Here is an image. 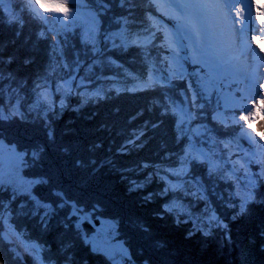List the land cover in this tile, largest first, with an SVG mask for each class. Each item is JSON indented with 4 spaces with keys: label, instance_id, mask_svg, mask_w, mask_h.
Listing matches in <instances>:
<instances>
[{
    "label": "trees",
    "instance_id": "obj_1",
    "mask_svg": "<svg viewBox=\"0 0 264 264\" xmlns=\"http://www.w3.org/2000/svg\"><path fill=\"white\" fill-rule=\"evenodd\" d=\"M148 4L135 0L129 15L117 0H107L105 9L77 0L72 32L58 30L59 40H38L37 23L26 18L22 29L10 25L11 14L20 9L8 11L0 3V104L7 115L9 96L15 108L18 95L25 113L21 118L14 112L0 125L3 144L29 154L24 177L47 181L38 184L35 195L53 209L37 214L24 196L13 198L6 186L0 190L8 209L0 225L4 264H35L22 242H8L7 221L26 243L42 246L47 264H112L90 248L71 215L75 210L96 222L115 223L133 264H264L263 179L243 213L238 179L208 175L202 162L178 179L183 156L196 155L185 153L189 139L179 131L180 110L168 99L172 90L149 85L154 54H148L147 44L135 43L136 34L157 24L149 18ZM81 15L91 19L90 28L75 26ZM69 82L75 89H66ZM161 97L171 114H162ZM139 131L143 134L132 141ZM34 150L36 158L30 155ZM192 177L208 189L198 191ZM197 203L200 210H191ZM166 204L173 205L171 212ZM212 216L216 221L209 223ZM197 224L199 230L189 237Z\"/></svg>",
    "mask_w": 264,
    "mask_h": 264
},
{
    "label": "snow or ice",
    "instance_id": "obj_2",
    "mask_svg": "<svg viewBox=\"0 0 264 264\" xmlns=\"http://www.w3.org/2000/svg\"><path fill=\"white\" fill-rule=\"evenodd\" d=\"M3 0H0V3H2ZM23 7L17 12H13L8 20V23L10 25H15L18 27V29H22L26 24V18L33 20V22L38 24V30H37V38L40 39H49L52 37H56L57 40H59V31L66 32L67 29L72 27V21L75 19V9L77 6V0H44V3H41L40 0H21ZM147 2V0H146ZM234 2H240V0H214V2L209 4H201L200 7L203 9L211 8L214 15L226 22L228 19V16L230 15V8L229 5L233 4ZM81 4L85 3H92L99 5V9H105V4L107 3V0H80ZM117 3L122 7H128L129 8V15H131V8L135 6V0H117ZM185 6L189 7L190 0H185ZM47 5V6H45ZM90 11H96L95 9H89ZM241 13H243L244 9H240ZM96 16H99V12L96 11ZM176 19L179 21L181 17L177 16ZM187 19V18H185ZM240 19H243V17H240ZM259 19L261 27H264V9H261L259 12V15L257 17ZM95 22V20H94ZM123 22L126 25L128 22V18H123ZM235 22V21H234ZM119 27V22H118ZM235 31V30H233ZM253 39H256L260 42H264V40H261L260 37H253ZM58 48V44H53V54H56V50ZM254 51V50H253ZM4 76L2 73H0V80H3ZM260 87H264V85H260ZM14 92V90H13ZM118 94V93H117ZM4 95V89L0 88V97H3ZM44 95V93H42ZM260 93L257 91V96H259ZM100 99H105L106 95L103 94H97ZM169 102L175 107V101L171 100L169 97ZM252 104L251 107H245L244 105H241L239 107V110H236L234 107L232 110H225L221 114V119L218 121V123L221 125V127H227L230 126L232 128L231 133H229L230 136V143H235L239 147V143L242 142L245 138H248L251 140V134H255L256 137L260 141H264V97L257 100L256 97H252ZM160 106L163 110L162 114H171V110L169 109L168 103L165 102L164 98L161 97L159 100ZM246 103V102H245ZM15 108H13V103L11 101V97L9 96V104L8 108L12 109L7 115H5V108L2 104H0V125L3 124L4 120H11L13 118V113L19 114L21 118H24L25 113L21 112L20 109V98L17 95L16 102H15ZM228 106H225V109H227ZM227 117H232V119H226ZM217 117L214 115L213 120L215 121ZM184 123L181 122L179 125V131L181 134H184ZM254 125H256L254 127ZM156 126V125H153ZM213 130L204 126L200 129H197L195 133L192 132V129L189 128V134L193 135V138L196 136H199L200 139L206 140L208 143L213 144L215 146L216 143H219V141H214L213 136L210 135ZM143 134L142 131L136 132L132 138V141L139 139V137ZM3 146V131L0 129V147ZM207 146V145H205ZM192 148L194 151H199V155L204 158V162L207 161V156L202 150H197L195 145H192ZM211 151V149H209ZM29 155L28 153H18L17 158L21 161L23 164L25 156ZM30 155L33 158H36L39 154L35 150L30 153ZM201 161H197L195 158L191 159H185L182 164L187 165L189 163H197ZM175 174V173H174ZM179 175L189 176L190 173L185 171L183 173H179ZM251 183L248 185V192L244 198V203L241 204L239 211L241 213L246 211V205L250 202H255L256 200V190L260 186V181L264 179V167H262L261 171L258 174H254L252 177L249 178ZM192 180L196 183L197 187H202L200 184L199 178L192 177ZM20 182L22 184H27V189L23 192H17L13 191V198H15L18 195H23L26 200H29L30 202H33L34 204V210L37 212V214L46 215L48 211H52V206L48 203L41 202L37 196L35 195L33 189L36 185L40 183H46L47 181H43L41 179H36L34 182H28L24 181L23 178H20ZM4 177L0 175V190H3L4 187ZM141 186V185H138ZM62 207V205H61ZM165 210L168 212H171L173 210L172 204H166ZM44 209L46 211L41 212L40 210ZM8 211V209L5 208L4 204L0 202V225L3 224L4 218H5V212ZM207 211V210H206ZM184 213H180L179 215H183ZM71 215H78V213L73 212ZM178 215V219H179ZM189 217H191V213H188ZM215 216H212L209 220V223H211V220H214ZM187 222V221H185ZM79 224V221L77 222V225ZM199 230V224H197L193 231H190L188 233V236L191 237L195 234V231ZM202 234L205 236L210 235V232L208 231H202ZM3 233L0 232V236H2ZM86 242L91 243L90 240H88L87 237H85ZM93 251H96L95 245H93ZM26 251H34L35 253L39 254L43 251L42 246L38 244H32L30 248H27ZM125 250L121 249V255H124ZM14 255L17 258H20L19 253L14 252ZM70 259V257H69ZM0 264H4L2 258H0ZM38 264H45V261L43 258H41L38 261ZM125 264H132V261L130 259V256L125 259Z\"/></svg>",
    "mask_w": 264,
    "mask_h": 264
},
{
    "label": "rangeland",
    "instance_id": "obj_3",
    "mask_svg": "<svg viewBox=\"0 0 264 264\" xmlns=\"http://www.w3.org/2000/svg\"><path fill=\"white\" fill-rule=\"evenodd\" d=\"M176 1H177V3L176 2H168V4L164 6L165 7L164 13L167 10H169L171 13L177 15V9L176 8L178 6H182L185 8L184 13L188 14L187 19L189 20L192 18V20L190 22L191 26H192V28L190 27V29L193 31V33L191 35L192 41H191V37H190V30L182 28L181 35H183L185 38L188 39L189 48L192 51L193 59L197 63H199L204 69H206L208 71V73L211 74V78L213 79V77L215 76L216 66H217L218 62L224 61V59H226L225 57H227V56L223 54V52L220 50V47H217V44H216L215 38H214L215 34L213 32L208 33V31L200 29L202 27L199 26V24H198V19L200 18V11L197 9L198 6H200V4H198L196 2L198 0H190L189 7L185 6V4H184L185 0H176ZM200 1L202 4H204V3L208 4L206 2V0H200ZM206 10L210 11V16H209L210 18L211 17L216 18V16L214 15L211 8H208ZM171 13H169L168 15H171ZM82 16L86 20L87 29L90 28L91 25H89V23H91V19L88 20L87 15H82ZM188 20H186V22H188ZM208 23H209V21H208ZM209 25L211 27L210 23H209ZM199 32L204 34V38H205L204 41H202L201 37L199 40V36H200ZM175 34L176 35L178 34V32L176 30L169 31V33H168L169 40L171 41V43L173 45H175ZM234 52L235 51H230V54H234ZM250 62H251L250 59L243 61L238 66L236 72H234L232 74L233 78L240 80L241 82H245L244 79L242 80V78H243L242 76L244 75V78L246 77L247 74L244 73V70L250 65L249 64ZM73 85L74 84L72 82H69L68 84L66 83L65 87L68 90H71L72 88L75 89V87ZM243 87H245V83L243 84ZM46 93H47L46 95L51 94V91L47 90ZM256 94H257L256 89L252 90V91L247 89V91H246V95L249 97L250 107L252 104L251 98L256 96ZM190 145L191 146L195 145V141L191 140ZM263 150H264V143H261V151H263ZM188 151H190V153H192L193 148L192 147L190 149L186 148L185 153H188ZM229 152L233 155L232 151H229ZM18 153L19 152L15 148L8 147L5 144H3L2 147H0V175H2L4 177V180H5L4 186L9 187L13 191L23 192L27 189V184H22L20 182V178L22 177L24 181H28V182H34V181H30L24 177L23 173L25 170V166L17 158ZM187 156H188L187 154H185L183 156V161L186 159ZM190 164L191 163L184 165V167H183L184 169H182V167H181L182 170L179 173H183L186 170H188L187 172L191 171L192 169L190 168ZM179 173H178V179H180L182 176H184V175H179ZM200 184L202 185V187H197V185H196V189H198V191H200V192L206 191L205 189L207 188V185L205 183H200ZM37 187H38V185H36L35 188L33 189L34 193H35V190L37 189ZM20 196H23V195H20ZM191 208H192L191 210H193V211L200 210L199 203H197L196 205H192ZM74 212L77 213L76 210ZM76 217L78 219L76 221V223L79 221V224L76 226H78L79 228H82L84 225L88 224L91 227H93V229L95 230L94 233H92L91 235L85 234L86 237L88 238V240L91 241V243L87 242L88 245L90 246V248L93 249V245H95V247L97 249L96 252H99V253L105 255L112 262V264H125V259L127 257H129L130 254H129V251L127 250L126 246L123 244V242H121V240L119 241V233L117 232L118 227L116 226L115 223H114L115 224L114 225L113 223H110V222H106V221L100 222V220H97L99 222V225H96L97 222L93 221L91 218H88L86 215H80V216L76 215ZM214 221H216V218L214 219ZM4 229H5L4 234H5V237L7 238L8 242L12 243L14 246L17 244V242H22L23 249L25 250V252L27 254L32 255V257L35 261V264H38V261L41 258L44 259L42 252L37 254L34 251H26V249L30 248V246L32 244L29 242L26 243L24 240H22V238H23L22 235L18 234L15 230L16 228L12 224H9L8 221H7ZM82 230L84 231V228H82ZM121 249L125 250L123 256L121 255ZM20 256L23 257V254ZM23 259H24V257H23ZM130 259H131V256H130ZM45 264H47V263L45 262ZM132 264H133V261H132Z\"/></svg>",
    "mask_w": 264,
    "mask_h": 264
},
{
    "label": "bare ground",
    "instance_id": "obj_4",
    "mask_svg": "<svg viewBox=\"0 0 264 264\" xmlns=\"http://www.w3.org/2000/svg\"><path fill=\"white\" fill-rule=\"evenodd\" d=\"M231 17H232V13L230 12V15L228 16V19H227V22H229V28H230V29L233 28V26H232V22H233V21H232V18H231ZM217 19H218V18H217ZM200 29H202V28H200ZM199 31H200V30H199ZM230 45H231V46L233 45V41H232V40L230 41ZM226 128H227V127H226ZM88 227H89V230L91 231V233H90V234H87V232H86V234H87V235H91L92 233H94L95 230L93 229V227H90V226H88ZM83 228H84V231H86V230H85V227H83Z\"/></svg>",
    "mask_w": 264,
    "mask_h": 264
},
{
    "label": "water",
    "instance_id": "obj_5",
    "mask_svg": "<svg viewBox=\"0 0 264 264\" xmlns=\"http://www.w3.org/2000/svg\"><path fill=\"white\" fill-rule=\"evenodd\" d=\"M96 225H99V222H97V224ZM88 226H90V225H88V224H86V225H84L83 227H85V233L87 232V234H90L91 233V231L89 230V227ZM91 227V226H90Z\"/></svg>",
    "mask_w": 264,
    "mask_h": 264
},
{
    "label": "clouds",
    "instance_id": "obj_6",
    "mask_svg": "<svg viewBox=\"0 0 264 264\" xmlns=\"http://www.w3.org/2000/svg\"><path fill=\"white\" fill-rule=\"evenodd\" d=\"M40 2H41V3H44V0H40ZM45 6H47V5H45Z\"/></svg>",
    "mask_w": 264,
    "mask_h": 264
}]
</instances>
